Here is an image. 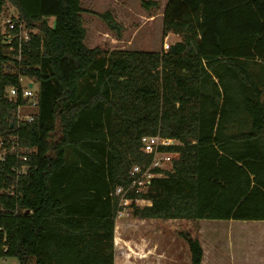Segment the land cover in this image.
<instances>
[{
	"label": "trees",
	"instance_id": "trees-1",
	"mask_svg": "<svg viewBox=\"0 0 264 264\" xmlns=\"http://www.w3.org/2000/svg\"><path fill=\"white\" fill-rule=\"evenodd\" d=\"M6 6L29 39L19 50L6 24L0 33V139L34 152L0 163V259L114 264L113 192L149 164L144 136L180 145L164 149L171 172L127 195L151 202L140 219L264 222V0H167L162 32L181 41L160 53L86 47L80 0H0V15ZM19 76L38 87L31 123L6 98ZM185 241L202 264L199 240Z\"/></svg>",
	"mask_w": 264,
	"mask_h": 264
},
{
	"label": "rangeland",
	"instance_id": "rangeland-1",
	"mask_svg": "<svg viewBox=\"0 0 264 264\" xmlns=\"http://www.w3.org/2000/svg\"><path fill=\"white\" fill-rule=\"evenodd\" d=\"M167 0H80L83 10L81 14L83 27L86 30V47L99 48L104 54L112 51H142L163 52L164 45H173L181 41L180 37L162 32V14ZM143 4L149 5L147 8ZM109 13L121 27V35L109 31L100 16ZM15 13L10 6L0 15V26L3 31L7 20H12ZM53 27L54 19L48 20ZM23 86L27 81L23 79ZM38 89L34 84L33 90ZM264 101V87H263ZM28 109L20 110V118L29 114ZM1 193V192H0ZM135 207H122L115 217L113 231L114 264H185L187 263L186 249L188 248L185 236L197 238V226L188 221L180 220H143L134 214ZM215 227H208L203 234V240H212L221 243V255L216 253L213 260L221 258L227 262L223 244L230 240L227 237L226 223L209 222ZM208 226V225H207ZM205 226V227H207ZM232 232L238 233L242 247L240 252L253 251L258 256V264H264V222L234 223ZM256 235V236H255ZM252 245V246H251ZM187 247V248H186ZM249 260L254 261L250 252ZM248 259V258H247ZM14 261V260H13ZM253 262L251 261L252 264ZM18 264V262H17ZM227 264V263H226Z\"/></svg>",
	"mask_w": 264,
	"mask_h": 264
},
{
	"label": "built area",
	"instance_id": "built-area-1",
	"mask_svg": "<svg viewBox=\"0 0 264 264\" xmlns=\"http://www.w3.org/2000/svg\"><path fill=\"white\" fill-rule=\"evenodd\" d=\"M7 34L4 43L10 44L14 39L18 41V48L29 39V33L25 31L22 25L16 26L11 20L6 21ZM15 34L11 35L10 31ZM169 45L163 46V52L168 51ZM20 56L18 57V62ZM23 79L27 81V85L23 86ZM31 85V87L29 86ZM34 84L27 78L19 76L18 85L6 90V98L9 103L16 106V112L19 114L20 110L28 109L30 111L25 117L17 116V123L27 122L31 123L38 111V89L33 90ZM15 112V114H16ZM14 114V115H15ZM140 150L143 154L150 157L148 165H133L128 172L129 182L125 187H118L113 192V197L118 199V210L116 216L120 213L122 207H126L128 203L131 205L140 203L143 207L151 206V202L142 199H128V194H141L146 192L152 183L153 179L165 177L166 173L172 170V161L175 158L174 153L166 152L164 149L169 147L179 146L180 143L176 140L156 136H144L140 139ZM34 152V150L23 148L19 145L16 138L9 137L6 140L0 139V163H4L8 158H14L16 161L22 163L27 162V155ZM27 167L22 165L19 168L14 167L12 171L17 175H25ZM5 193L13 195V188L8 189ZM142 207V208H143Z\"/></svg>",
	"mask_w": 264,
	"mask_h": 264
},
{
	"label": "crops",
	"instance_id": "crops-1",
	"mask_svg": "<svg viewBox=\"0 0 264 264\" xmlns=\"http://www.w3.org/2000/svg\"><path fill=\"white\" fill-rule=\"evenodd\" d=\"M3 31L1 30L0 26V33ZM189 222V221H188ZM209 222H215V221H208V220H201L196 223H194L197 226V236L200 237V245L202 247L203 251V258H202V264H249L251 261L253 262L252 264H258V256L257 254H253L252 250H249L248 252L253 254L255 257L253 260H249V254L248 252H240L237 251L241 249L242 247V240L237 238L239 236L238 233L232 232V226L234 223H241L239 221H217L221 223H226V230H227V237H230V240L227 241V243L223 244V251L224 253L227 254V262L225 263V259L221 260V258L217 260H213V255L216 256V253L221 255L220 247L221 243H215L212 240H203V234L206 228L208 227H215L217 225H211L212 223ZM193 223V222H192ZM245 223V222H242ZM208 225V226H207ZM207 226V227H205ZM256 236V235H255ZM252 246V245H251ZM187 248V247H186ZM186 253V258H187V263L185 264H190V255H189V250L188 248L185 251ZM218 254V255H219ZM248 258V259H247ZM14 260V261H13ZM0 264H17V261L15 259H5L2 260L0 259Z\"/></svg>",
	"mask_w": 264,
	"mask_h": 264
},
{
	"label": "water",
	"instance_id": "water-1",
	"mask_svg": "<svg viewBox=\"0 0 264 264\" xmlns=\"http://www.w3.org/2000/svg\"><path fill=\"white\" fill-rule=\"evenodd\" d=\"M31 87V85H29Z\"/></svg>",
	"mask_w": 264,
	"mask_h": 264
}]
</instances>
